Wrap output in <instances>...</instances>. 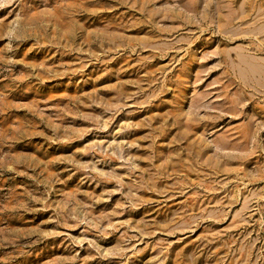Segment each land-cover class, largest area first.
<instances>
[{
	"label": "rangeland",
	"instance_id": "1",
	"mask_svg": "<svg viewBox=\"0 0 264 264\" xmlns=\"http://www.w3.org/2000/svg\"><path fill=\"white\" fill-rule=\"evenodd\" d=\"M0 264H264V0H0Z\"/></svg>",
	"mask_w": 264,
	"mask_h": 264
}]
</instances>
